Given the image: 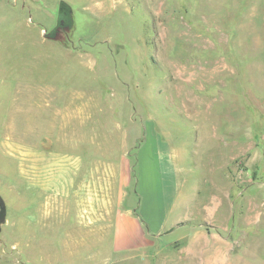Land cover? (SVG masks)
Listing matches in <instances>:
<instances>
[{"label": "rangeland", "instance_id": "1", "mask_svg": "<svg viewBox=\"0 0 264 264\" xmlns=\"http://www.w3.org/2000/svg\"><path fill=\"white\" fill-rule=\"evenodd\" d=\"M61 2L73 24L50 38ZM80 103L86 127H97L98 110L112 117L115 133L97 134L117 141L127 126L134 136L127 201L141 203L138 216L147 208L165 227L179 218L161 244L153 239L144 257L120 264H264V0H0V164L8 166L0 196L9 217L20 221L4 182L24 199L28 191L2 143L36 142L55 109ZM156 140L172 153L169 213ZM30 194L20 209L37 208ZM9 232L3 226L0 264H102L99 246L110 248V236L88 243L72 231L71 240L42 243Z\"/></svg>", "mask_w": 264, "mask_h": 264}, {"label": "crops", "instance_id": "2", "mask_svg": "<svg viewBox=\"0 0 264 264\" xmlns=\"http://www.w3.org/2000/svg\"><path fill=\"white\" fill-rule=\"evenodd\" d=\"M80 104L63 111L55 109L54 124H48L47 134L38 135L36 142L23 144L12 139L2 143L4 155L15 164L14 171L26 179L28 193L24 199L15 192L14 183L4 182L14 194L12 200L20 221L15 214L9 217L6 208L0 233L3 226H7L15 238L20 231L19 234L29 236L24 237L25 242L40 238L42 243L71 240L72 231L78 240L88 238V243L97 244L104 236H110L109 249L99 246L102 264H120L125 257L134 258L139 253L144 257L147 248H153V239L161 244L163 235L178 228L179 218L165 227L166 219L155 223L147 208L145 220L138 216L141 203L138 201L136 206L134 200L127 201L129 192L135 194L134 136L130 137L127 126H119L117 141L97 134L96 129L111 127L107 123L112 117L110 120L100 118L103 112L98 110L97 127H86L83 116L87 110ZM42 105L51 106L47 100ZM56 116H59L57 124ZM127 125H131V121ZM115 128L116 125L110 128L112 133ZM53 129H58L56 137L50 133ZM153 142L163 174H167L162 179V194L169 213L177 198L172 153L168 144L161 140ZM0 165V169L8 171L6 163ZM0 176L7 177V173L0 170ZM139 183L137 178L136 185ZM32 189L39 195L35 201L33 199L37 208L20 209L18 202L28 204L32 201ZM39 228L43 230L41 236ZM21 252L25 254L22 249Z\"/></svg>", "mask_w": 264, "mask_h": 264}, {"label": "water", "instance_id": "3", "mask_svg": "<svg viewBox=\"0 0 264 264\" xmlns=\"http://www.w3.org/2000/svg\"><path fill=\"white\" fill-rule=\"evenodd\" d=\"M66 6L68 7L69 10H67ZM59 10H64L65 14H67V13L72 14L71 8L68 5H66L64 2H61L59 4L58 11ZM66 23L70 24L69 28H71L73 21L71 23L66 21ZM5 219H6V205H5V202L2 199V197L0 196V230H1L2 224H4V222H5Z\"/></svg>", "mask_w": 264, "mask_h": 264}, {"label": "flooded vegetation", "instance_id": "4", "mask_svg": "<svg viewBox=\"0 0 264 264\" xmlns=\"http://www.w3.org/2000/svg\"><path fill=\"white\" fill-rule=\"evenodd\" d=\"M67 10H69L68 7H67ZM57 17H58L57 25L54 28V30L59 32V30H62V29H69L70 24H67L66 21L70 23L72 22V14L70 13L65 14L64 10H59Z\"/></svg>", "mask_w": 264, "mask_h": 264}, {"label": "trees", "instance_id": "5", "mask_svg": "<svg viewBox=\"0 0 264 264\" xmlns=\"http://www.w3.org/2000/svg\"><path fill=\"white\" fill-rule=\"evenodd\" d=\"M58 33V31L54 30L50 34H48L51 37H55V35ZM46 35V34H45Z\"/></svg>", "mask_w": 264, "mask_h": 264}]
</instances>
